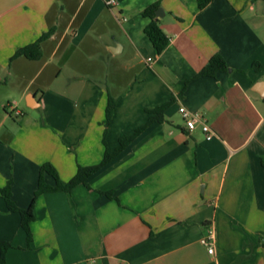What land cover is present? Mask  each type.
Segmentation results:
<instances>
[{
  "label": "crops",
  "instance_id": "1",
  "mask_svg": "<svg viewBox=\"0 0 264 264\" xmlns=\"http://www.w3.org/2000/svg\"><path fill=\"white\" fill-rule=\"evenodd\" d=\"M157 1L165 12L158 24L170 39L161 54L143 15ZM52 27L40 60L12 59ZM216 54L229 70L193 79ZM54 63L58 71H48L45 82L58 83L62 67L77 70L67 89L43 95L76 104L48 108L29 91L26 107L36 113L17 130L6 117L0 122V189L10 176L6 148L27 150L13 173L21 208L31 204L43 164L67 182L78 166L99 164L106 148L114 151L121 136L145 124L148 109L173 104L164 123L89 180L91 190L42 195L30 247L20 215L0 193V241L13 245L6 264H264L263 0H212L203 10L197 0H0V84L34 65L38 80ZM109 95L118 102L106 147ZM13 101L11 109L21 104ZM180 107L202 112L214 137L207 140L200 127L189 132ZM211 228L214 255L201 243Z\"/></svg>",
  "mask_w": 264,
  "mask_h": 264
},
{
  "label": "trees",
  "instance_id": "2",
  "mask_svg": "<svg viewBox=\"0 0 264 264\" xmlns=\"http://www.w3.org/2000/svg\"><path fill=\"white\" fill-rule=\"evenodd\" d=\"M197 1L200 10L205 9L212 2V0ZM253 1L255 2L258 0ZM159 8H161V2L157 1L156 3H153L149 7H147L143 15L151 19V22L145 28V34L152 42L157 53L161 54L168 46L170 39L167 37V35L164 33V31L158 24L156 12ZM55 30V27H52L48 32L44 33L41 37H39L34 43L19 49L12 59L24 57L32 61L40 60L43 56L42 43L51 38ZM253 69L256 71H260L262 69V66L260 65V63H254ZM228 70V64L226 63L223 56H221L220 54H216L210 59L208 64L201 70V72H199L193 79L201 77H216L218 73L225 72ZM193 79L187 80L186 84H188ZM117 102L118 99L114 98L112 95L108 96V102L106 107L105 133L103 140L106 147L107 144L105 136L112 122ZM172 104L173 101H169L153 109H148L147 112L149 113L150 117L145 124L138 127L133 134L121 136L118 142V147L114 151L111 152L108 148H106L104 157L99 164L93 166H78L76 175L67 182H64L60 179L58 172L51 163L43 164L39 172L37 189L34 192L32 202L28 208H21L20 206H18L17 202L13 198V182L8 181L7 185L0 189V193L6 203L8 210L12 213H17L20 215V224L22 229L26 233L28 247H30L33 242L32 223L35 221V206L38 199L42 195L58 192L71 193L76 187L80 185H84L85 187L91 190L92 188L89 185V180L98 172H100L109 164H111L123 152H125L129 148V146L135 140H137V138H139L150 126L155 123H164L165 114L168 109L172 106ZM262 164L264 166V159L262 160ZM98 193L108 197L109 199L119 201L118 198L115 196L114 192L98 191ZM12 248L13 245L11 243L0 241V264H6L7 252Z\"/></svg>",
  "mask_w": 264,
  "mask_h": 264
},
{
  "label": "rangeland",
  "instance_id": "3",
  "mask_svg": "<svg viewBox=\"0 0 264 264\" xmlns=\"http://www.w3.org/2000/svg\"><path fill=\"white\" fill-rule=\"evenodd\" d=\"M56 63L50 65L45 73L40 77L38 80H35V76L37 73V66L31 67L21 78L15 77L12 75L10 77L5 76L6 80L8 79V83L0 84V122L2 119L6 117L7 123L6 126L9 127L11 130H17L18 127L21 125V121L23 119H27L28 115H33L36 112H33L29 108L26 107L27 99L26 94L27 92H34L37 94L39 99L44 100V106L48 108H67L73 107L76 104V99L71 102L69 99L60 97L57 95H43L44 93L50 94L52 90L60 89H67L68 88V79L71 75L75 73L77 69L73 67H62V74L60 76L59 82L51 83L45 82L46 80V73L48 71H58L55 67ZM81 70L85 72H90V74L96 76V78L105 81L107 84L109 83V78L105 77L99 72L98 68L90 67V68H81ZM4 77V76H3ZM49 79V78H48ZM43 81L45 83H43ZM13 98H21V104L14 109H11L10 103L14 102ZM4 107H7L5 110ZM4 131L3 127L0 133ZM8 146V145H6ZM7 153L5 155V169L6 172L10 174L8 177V181H12L14 184V169L19 166L20 163L23 162V156L25 155L26 151L20 149L18 146L12 145L11 148H6ZM3 165H0V171H2Z\"/></svg>",
  "mask_w": 264,
  "mask_h": 264
},
{
  "label": "built area",
  "instance_id": "4",
  "mask_svg": "<svg viewBox=\"0 0 264 264\" xmlns=\"http://www.w3.org/2000/svg\"><path fill=\"white\" fill-rule=\"evenodd\" d=\"M116 4V1H110L108 3L109 6H114ZM179 112L183 116L186 128L189 132H193L198 127H200L203 133L205 134L207 140H211L214 137L215 132L211 125L208 123V121L205 119V116L202 112H192L186 107H180ZM201 243L208 249V252L210 254L214 255L216 237L212 228L208 232L207 236H205L201 240Z\"/></svg>",
  "mask_w": 264,
  "mask_h": 264
},
{
  "label": "water",
  "instance_id": "5",
  "mask_svg": "<svg viewBox=\"0 0 264 264\" xmlns=\"http://www.w3.org/2000/svg\"><path fill=\"white\" fill-rule=\"evenodd\" d=\"M164 15H165L164 9L159 8L156 12V18L158 19V18L164 17Z\"/></svg>",
  "mask_w": 264,
  "mask_h": 264
}]
</instances>
